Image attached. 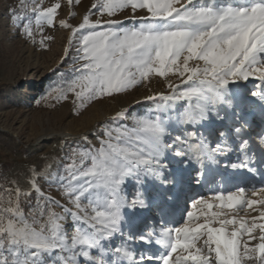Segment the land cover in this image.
<instances>
[{"label":"snow or ice","instance_id":"snow-or-ice-1","mask_svg":"<svg viewBox=\"0 0 264 264\" xmlns=\"http://www.w3.org/2000/svg\"><path fill=\"white\" fill-rule=\"evenodd\" d=\"M75 2L78 4L80 0ZM68 4H73V0H68ZM177 4L180 0H104L99 7H93L108 19L92 21L89 15L83 17L79 28L86 29V34L81 33L73 55V67L76 64L80 67L75 68L74 77L66 85L52 87L49 96L58 93L57 99H67V93H73L82 108L84 102L126 92L153 74L166 78L171 73L182 80L186 76L183 82L191 83L184 90L173 89L172 95L161 99L184 100L187 106L161 105L157 111L165 113L163 118L161 115L133 117L131 112H121L115 120L131 118L132 125L105 128L102 146L92 153L90 168L76 172L74 165H65L66 177L61 170L56 173L41 170L50 184L63 188L69 202L78 210L65 208L73 221L70 231L59 223L63 217L54 212H49L47 222L39 227L35 226L38 223L35 220L29 223L20 197L27 198L30 192L13 188L10 194L15 195V201L10 200L9 206L0 209V264H153L157 259L152 254L135 252L123 243L113 247L111 241L117 235L143 245H160L165 249L159 256L160 264H245L246 261L264 264V223L254 219L249 224L243 219H229L222 211H212L225 207L237 211L252 208L255 201L242 199L244 187L227 194H214L211 199L218 204L192 196L193 185L207 178V165H220L217 157L234 150L223 130L218 132L221 140L211 146L205 136V125L214 118L225 119L218 106L233 108V96H238L241 103L246 102L247 96L234 90L240 87V81L253 77L264 84V0H245L238 6H204L193 0H187L181 7H176ZM60 7L59 3L48 8L33 3L31 12L37 28L55 26L54 17ZM125 9H130L132 16L137 10H146V15L131 24L113 18ZM7 20V26L18 28L19 35L34 39L32 20L22 16L17 8L8 7ZM60 27L71 25L62 21ZM191 61L197 63L190 65ZM168 87L171 89L172 85ZM247 95L264 104V87L248 90ZM235 121L233 133L239 139L238 134L247 121L241 120L239 111L235 112ZM172 127H180L181 132L173 135ZM84 139L87 141V137ZM247 146L248 141L241 139L239 149ZM259 146L264 152V134L259 135ZM169 150L183 167L169 168ZM72 154L75 156L76 151ZM193 159L200 165L195 177L185 171ZM256 164L254 156L245 154L239 164L229 162L223 167L255 172ZM30 172V189L35 190L39 201L44 197L36 183L41 172L34 169ZM78 176L93 179L77 190L72 182ZM129 181L135 185L131 197L126 187ZM100 185L108 193L106 208L93 209L94 214L88 215L81 198ZM44 199L64 207L51 197ZM189 200L191 208L202 205L207 210L208 222L196 224L199 217L187 211L189 223L167 227L179 205H187ZM88 202L94 203L90 199ZM37 208H41L39 202L30 208L29 215ZM260 219L264 220V213ZM216 222L221 225L218 229L212 227ZM237 223L238 229L226 230L227 225ZM257 228L262 233L259 243L250 246L256 239L253 233ZM244 236L249 240L245 241ZM203 237H206L203 246L197 247ZM178 251L179 255H174Z\"/></svg>","mask_w":264,"mask_h":264},{"label":"rangeland","instance_id":"rangeland-1","mask_svg":"<svg viewBox=\"0 0 264 264\" xmlns=\"http://www.w3.org/2000/svg\"><path fill=\"white\" fill-rule=\"evenodd\" d=\"M103 2L104 0H80L77 4L73 0V4L69 5L68 0H0V89L2 91L0 93V197H5L9 203L10 200L15 201L16 199L14 194H10L13 188L19 187L21 192L29 191L30 194L27 198L20 197L21 207L28 222L37 221L38 223L35 225L37 227L39 224L47 222L49 212H54L63 217L66 221L64 227L70 231L73 221L65 208L71 209L72 212L78 211L69 202V198L61 186L50 184L47 181L45 172L56 173L61 170L62 176L66 177L68 173L63 168L65 165H74L73 170L76 172L90 168L92 153L102 146L101 139L105 128L107 126L115 128L118 124H127L129 127L132 125L131 118L115 120L121 112H131L133 117L161 115L163 118L165 113L157 111L161 105L180 108L182 105L187 106L188 103L184 100L164 101L161 99V96L172 95L173 89L184 90L191 83V81L183 82L187 79L186 76L182 80L180 76L171 73L166 78L153 74L126 92L114 94L113 97H98L93 101L84 102L82 108L79 107L80 101L76 100L73 93H67V99H57L58 93L48 95L52 87L59 84L66 85V82L74 77L75 68L80 67V64L73 67V55L78 38L81 37V33L86 34V29H80L79 25L85 15H89L92 21L108 19L106 14L96 13V9L93 7L94 5L99 7ZM186 2L187 0H180V4H177L176 7H181ZM244 2L245 0H193V3L204 6H238ZM33 3H37L43 8L52 7L56 3L61 5L54 17L55 26L43 25L37 28L35 15L31 12ZM9 6L17 8L22 16L32 20L31 29L34 39L23 37L18 34V28L7 26ZM144 15H146V10H137L136 15L132 16L130 9H125L118 12L113 18L131 24L132 21ZM62 21L67 22L71 27H60ZM48 37H52V39L49 40ZM70 45L72 47L68 50ZM196 63L191 61L190 65ZM61 73L63 76L60 75ZM168 84L172 85L171 89ZM239 85L240 87L234 90L246 95V102L241 103L238 96H233V108L219 105L220 115L224 116L226 112L233 111L235 118V112L239 111L241 118H245L247 123H250L256 119L255 110L264 107V104H261L255 97L247 95L248 90H257L258 83L250 77L248 81H240ZM192 103H196L195 99L192 100ZM77 112H79L78 115ZM223 124L224 120L214 118L210 124L205 125L204 131L207 133L205 136L208 137L211 146H213L216 133L223 128ZM213 130H215L214 133H212ZM171 131L175 135L181 132V128L172 127ZM84 137H87V141ZM86 149H90V152L84 151ZM73 150L76 151L75 156L72 154ZM235 155L234 153L232 158ZM171 156L169 150V165L172 162ZM217 158L219 159L220 156ZM195 163L196 161L193 159L187 165L194 168L193 164ZM207 166L216 170V165ZM30 169H34L36 172L45 170L36 178V183L44 194V197L39 198V201L35 190L30 189L32 175ZM215 173L218 174L217 171ZM214 178L216 179L217 175L209 180ZM92 179V177L78 176L72 183L78 190L84 182ZM64 183L67 184L66 179ZM126 187L128 196L131 197L135 185L129 181ZM214 194L216 193L213 191L206 192L203 194V198L209 203L218 204V201L211 199ZM250 196V193L246 192L244 200H250L248 199ZM45 197L59 201V205L64 207L45 201ZM85 197L81 198V204L88 215L94 214L93 209L96 211L105 210L108 193L102 185L91 188ZM89 199L94 203L89 204ZM252 201L256 203L247 210L241 208L237 211V209L225 207L224 209L214 208L212 211H222L227 214L229 219L235 217L237 221L243 219L249 224L254 219L257 223H264L260 219L261 214L257 212V208L262 207L263 204H260L261 201L256 199ZM38 202L41 208H37L35 213L29 215L30 208L35 207ZM128 211L125 209L126 213ZM187 211H192L199 217L196 224L208 222L209 214L202 205L195 209L185 205L184 210L178 214L180 219L175 217L171 228L189 223L186 216ZM212 227L218 229L221 225L216 222L212 224ZM234 228L238 229L239 223L226 226L227 231H232ZM253 235L256 239L251 241L250 246L259 243L262 233L257 228ZM122 239L124 238L118 235L114 237L111 241L112 246L115 247L123 243L125 247L131 246L135 252H140V247H134L131 240L120 243L119 241ZM204 239L206 237L198 241L197 247L203 246ZM243 239L248 241L249 237L244 236ZM153 247L154 256L157 257L153 264H160L159 256L165 252V249L160 245ZM174 255H179V251ZM245 264H258V261H246Z\"/></svg>","mask_w":264,"mask_h":264},{"label":"bare ground","instance_id":"bare-ground-1","mask_svg":"<svg viewBox=\"0 0 264 264\" xmlns=\"http://www.w3.org/2000/svg\"><path fill=\"white\" fill-rule=\"evenodd\" d=\"M253 78V77H252ZM256 80L257 90H260V88L264 87V84H261L258 79L254 78ZM256 111V119L253 120V122L247 123V125L242 129L241 133L239 135V139L236 134L233 133V127L236 124L233 111H228L225 113V119L223 128L220 130H223L226 132L227 137L229 139V143L232 146V149L228 151V154L226 156H220L221 164L216 165V170L212 169L211 167L207 166L208 172H207V178L202 179L201 183L199 185H193V192L192 196L196 198L203 197V194L209 191H213L215 193H223L227 194L232 191L238 190L240 187L245 188V193L242 199L245 198L246 192L250 193V198L248 199H256L258 201H264V167H261L262 164H264V152L261 151L259 146V135L264 134V119H262V116H264V107L258 108ZM241 120L246 121L245 118H241ZM219 130V131H220ZM256 135H255V132ZM215 130H213L212 133H214ZM207 134V133H205ZM211 134V133H210ZM73 137H76L73 135ZM241 139H246L248 141V146L245 149H239V143ZM221 140V137L216 133L213 147L216 145L218 141ZM236 154L235 157L232 158V155ZM247 154L249 157L254 156L257 164H256V171L255 172H249L246 169L243 168H237V169H230L223 167V164L229 163V162H235L240 163L243 156ZM172 162L170 165V169L176 170L178 168L183 167L178 163V160L175 156H171ZM193 167L191 165H187L185 171L192 176L195 177L197 170L199 169L200 165L195 163L193 164ZM218 172L216 174L215 172ZM232 171V172H231ZM217 175V178L213 180H209L211 177H215ZM209 180V181H208ZM253 189H255V192H253ZM262 207L257 208L258 214L264 213V203ZM187 206L191 207V200L188 201ZM259 206V205H258ZM185 208V204L181 203L175 213L171 216L169 219V222L166 226L171 227L172 223H174L173 219L176 217L177 219H180L179 212L183 211ZM139 212V209L137 210ZM248 213V212H247ZM264 221V220H262ZM59 223H61L62 226H65L66 221L64 219L60 220ZM121 242H127L126 239H122L119 241ZM132 245L134 247H140V252L146 251L147 254L154 255V247L158 246L157 244L152 245H143L139 241L133 242Z\"/></svg>","mask_w":264,"mask_h":264},{"label":"trees","instance_id":"trees-1","mask_svg":"<svg viewBox=\"0 0 264 264\" xmlns=\"http://www.w3.org/2000/svg\"><path fill=\"white\" fill-rule=\"evenodd\" d=\"M0 93H2L0 89ZM9 205L7 199L5 197H0V209H3L4 207H7Z\"/></svg>","mask_w":264,"mask_h":264}]
</instances>
